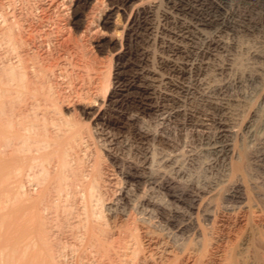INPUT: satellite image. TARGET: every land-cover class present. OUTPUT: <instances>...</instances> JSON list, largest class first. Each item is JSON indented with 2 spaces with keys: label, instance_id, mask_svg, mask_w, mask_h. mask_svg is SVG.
Returning <instances> with one entry per match:
<instances>
[{
  "label": "bare ground",
  "instance_id": "bare-ground-1",
  "mask_svg": "<svg viewBox=\"0 0 264 264\" xmlns=\"http://www.w3.org/2000/svg\"><path fill=\"white\" fill-rule=\"evenodd\" d=\"M16 1L29 0H0V37L10 40L1 44L11 45L8 56L15 52L12 64L0 66V144L12 135L1 107L7 96L18 93L14 83L42 97L52 90L45 68L29 55L26 42L14 37L12 17L4 14ZM108 1L103 27L134 0ZM143 1L131 11L126 38L119 41L112 90L102 96L93 76L94 96L82 107L101 148L123 162L99 185L91 146L83 130L71 125L53 129L54 140L45 137L53 140L51 149L45 141L39 155L21 152L22 147L19 155L18 147L9 145L14 147L9 158L0 155V264H264V87L259 77L252 80L253 97L261 103L238 132L229 108L236 100L227 90L242 83L232 84L231 77L218 87L203 78L227 48L224 33L260 28L253 7L264 0H238L252 8L244 10L229 9L231 0ZM91 2L47 0L42 9L70 3V24L79 26ZM38 32L48 38L45 30ZM103 42L101 47L113 39ZM223 66L216 72H225ZM140 115L154 116L158 124L149 126ZM178 128L190 130L195 144L182 160L171 139ZM156 145L166 152L154 161L149 147ZM40 161L55 168L43 169L45 177H38L33 188L29 172ZM154 163L157 168L150 172ZM113 172L120 176V187ZM113 187L111 199L103 202L104 192Z\"/></svg>",
  "mask_w": 264,
  "mask_h": 264
},
{
  "label": "rangeland",
  "instance_id": "rangeland-1",
  "mask_svg": "<svg viewBox=\"0 0 264 264\" xmlns=\"http://www.w3.org/2000/svg\"><path fill=\"white\" fill-rule=\"evenodd\" d=\"M145 1L146 0H144L143 2ZM152 1L159 4L162 0H152ZM18 2L16 1L14 5L11 7V8L15 7L13 8V10L10 7H6L9 8V10L5 9L6 12L4 11V14L6 15L8 14L7 16L11 15L12 17V21H13L12 24H14V31L16 30L15 31L16 34L15 33L14 34L17 36L16 37L14 35V37L18 41L23 40L24 43L26 42L27 47L29 48V53H30L29 55L32 57L35 56L34 57L35 60L37 58L38 60L36 61L37 63L39 62L40 64L38 66L45 68L43 72L45 71L44 74H46L47 75L46 77H48L47 86H50L49 91L51 90V88L52 90L51 93L49 94V97L46 96L48 98L47 99L45 96H43L44 98L42 97V95L40 94L41 92L39 93L34 92L35 93L34 94L32 93L33 91L30 92V90L28 91L21 90V88L19 90L15 86L16 83H14L13 92H18V93H14L15 95L11 93L13 97L11 96V94L9 95L10 97L7 96L6 98H8L9 100L7 99L3 101L1 107L2 109L1 111L4 112L3 115L4 118L2 119L4 127L7 128V130L11 131L12 135L11 137L7 138L8 141L2 142V144H0V150L2 149L0 151V153L2 152L0 155L4 154L6 155L4 157L9 158L10 155L8 154H12L14 147L16 148L18 147V149L19 147H22L20 149H22L21 152L24 153H28L30 151L29 155H34V154L39 155L40 152H42V150L44 149L45 144L49 141V139L45 137H48L50 135V137L48 138H50V140L53 139L55 137L54 130L56 129L57 131L59 128L58 126L63 125L60 129H63L64 125L65 127L66 125H71L74 127L76 126L80 128V131L83 130L82 132L84 135V139L85 141H87L89 146H91L92 160L96 161V171H97L96 179L97 182L99 181L98 184L100 185L102 181H104V179L107 177V173L110 170L116 172L115 166L123 161H119V159L117 161V158L113 161L110 157H108L109 154L104 149L101 148L100 143L97 140V136L93 132L92 123H90L89 121L90 117L82 114V107L84 106V103L86 104L89 101H91V99L94 96L93 89L96 86L92 83L94 77L97 79L96 81L97 87L100 89V94L102 96L109 93L112 90L113 84L116 80L115 79L117 76L116 74L118 72L117 71L118 62L116 57L121 48L119 44L121 41L123 42V39L126 38L127 27L129 26L130 20L132 18V15L130 16L131 11L134 9V7L137 4L140 3V0H134L131 3H129L126 6L125 12L123 11H120L118 13L114 12V15L112 17V23L114 25L112 24L106 27L100 26V20L105 15L106 10L108 9V3H109L108 0H92L91 2L92 5L86 8L84 12L81 14V17L79 19L80 20L79 26L70 24V19L72 18V11H73L70 3L67 4L64 3L63 5H59L60 7L58 6L57 9L54 7L45 11L42 9V4L47 3V0H29L27 1L29 3L26 2L24 4L21 1L19 3ZM228 7L229 9H243V10L251 8L244 4H241L238 0H231L230 3L228 4ZM253 8H255V12L258 14L256 19L258 23H260V28L252 31H245L242 29H238L235 31H228L226 32L227 34L224 33V35H222V40L225 42L226 45L225 47L227 48H225L224 50H222L217 54L216 59L213 61V67L208 69L207 73L204 72L203 74V78L205 79V81L208 79L206 81L208 84L209 82L213 84L215 83L214 85L217 84L218 87L219 86L221 87L223 84H226V82H229L230 81L229 79L231 77H232L231 78L232 84L233 82L242 83L241 87H239L240 90L239 88L238 89L236 88L237 87L236 85H234L235 87L233 85L232 87L230 86L229 89L227 90L228 94H230L231 96L234 94L233 95L234 97L232 96V98L236 100L233 101V103L232 102L230 103L229 108L232 115L231 118L234 116L232 118V121L235 120L232 123L234 124L235 129L239 130L238 132H240V130L242 132L244 126L247 125L251 120H253L254 115L259 109L261 103V98L253 97L254 88H253L252 80L258 79L259 77L260 84H262L260 86L264 87L263 86L264 76H262L263 74L262 68H264L263 67L264 66V56H263L264 55V29H263L264 3H259L257 7H253ZM8 11L9 12L11 11L10 12L11 14ZM14 15H16L17 17ZM10 18L9 20H11ZM17 21L19 24L16 23ZM15 27L17 29H15ZM41 29L45 30L48 33L47 39H43L41 33L38 32ZM0 38H1L0 66L2 64L6 66L10 63L12 64V61L14 62L15 52H13V55L11 54L12 56H8L13 51L12 48L9 47L11 45H8L11 42L6 44L8 45L7 48L8 50H7L6 49L7 46H3V45H5V42H8L9 39L2 37ZM111 39H113V42L110 43L108 46L105 45L104 47H101L99 45L101 44V42L104 41L106 43ZM1 40L2 41L7 40V41L5 42L3 41L4 42L3 43L1 42ZM4 48L6 50H4ZM9 48H11V50ZM8 51H10V53H7ZM2 53L5 55V57H3L4 55L2 56ZM8 60L11 62H9ZM222 65H224L223 67H227L228 69L223 73L218 71L216 72L215 68L217 69V67H221ZM221 74H223V76ZM58 76L60 78H58ZM260 76L263 78H260ZM219 82L222 84H220ZM19 91H21L22 95L19 94L20 93ZM18 96L20 97L17 99ZM7 109L8 112H6ZM49 109H51L52 112ZM57 112L62 113L61 114L62 116H60V118H59V114H55ZM43 113L44 115H42ZM262 113L263 110H261V116ZM14 116L19 119H16ZM259 117L260 116L257 117L258 119L257 122H259V119L261 118ZM140 118L144 119L147 122V124H149V126L152 125V127L153 126L155 127L158 124L157 123L158 120L155 119L154 116L140 115ZM10 120H12L11 121L12 124L10 123ZM15 120H17V122L19 121L18 122L19 124ZM52 120L53 122H51ZM50 123L52 124L50 125ZM10 127H12L13 129ZM15 127L17 128V130H15L16 129ZM158 128L160 129V127H157V130H159ZM44 130L45 132H43ZM187 130H188L187 128L186 129L178 128V130H173V132L176 133L175 136L177 135L176 138H174L175 137L174 135H171V139L174 142V147L175 148L177 147L176 149L178 150L175 151V154L177 153V156H179L181 160L183 156H186L189 153H191L189 151L193 152V149L191 147H195L194 139L191 136L190 130L188 131ZM14 132L15 135L18 136L13 135ZM16 132L18 133L16 134ZM22 132L25 134L27 138L24 136ZM49 132H51L53 135L49 134ZM43 134H45L46 136H44ZM20 135H22L21 138ZM42 135L43 137H41ZM15 137L17 138L15 139ZM52 141H49L47 144L49 143L52 144L53 143ZM151 143L152 142L150 141L149 144ZM18 144H20L21 146ZM236 144L237 146H241V140L239 139V141L236 142ZM245 144L246 143L243 144V148L245 150L244 153L248 154L250 148H248L249 146H246L247 144L246 145ZM9 145L14 147H9ZM39 146L40 147L43 146L42 147L43 149L40 148ZM51 146L52 145L49 146L50 149ZM149 148L151 149L150 155H152L154 161L158 160L160 155H163L166 152V151H162L160 147H158L157 145L155 147L153 146ZM20 149L18 150L19 155L21 154ZM35 150L37 151L35 152ZM114 151L120 152V149L116 148V150ZM6 152L7 154H5ZM37 152L39 154H37ZM161 152L162 154H160ZM195 152L197 153V155H203L197 149L195 150ZM24 153H22V155H24ZM127 155L128 153L125 155V157ZM121 156L123 157V155ZM201 159L203 160V158H200L199 160ZM38 163L39 164H37L33 168L34 170L32 169L33 171L36 172V173L34 172L35 175H33L35 180L33 179V177H31L33 171L31 170L30 171L31 173L29 172L30 174L29 179H31V182L34 181L31 184L33 185V188H36L34 187V183L35 184L37 183L36 179H41L38 177H43L46 174L43 172L44 171L43 169L46 168L48 170V167L50 166L53 169L55 168L53 164H52L53 166L51 164H49L48 166V163L43 161L42 162L40 161ZM153 166L150 172H153V170L157 168L155 166V163L153 164ZM40 167L42 168L41 171H40ZM35 168L37 171L35 170ZM50 168L49 170L53 172L54 170ZM200 170L201 169H198V171ZM115 172H113L115 174V178L117 181L115 184H117L116 187H120V181H121L120 176L116 175L117 173ZM48 173L50 174L51 172ZM48 173L46 176H48ZM114 190H116V188L114 187L108 188V190L104 192L102 201L108 202L111 199Z\"/></svg>",
  "mask_w": 264,
  "mask_h": 264
}]
</instances>
